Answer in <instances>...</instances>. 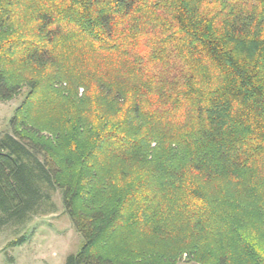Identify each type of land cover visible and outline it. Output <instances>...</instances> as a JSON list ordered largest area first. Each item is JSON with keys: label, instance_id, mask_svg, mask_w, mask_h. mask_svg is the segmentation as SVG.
I'll return each instance as SVG.
<instances>
[{"label": "trees", "instance_id": "1", "mask_svg": "<svg viewBox=\"0 0 264 264\" xmlns=\"http://www.w3.org/2000/svg\"><path fill=\"white\" fill-rule=\"evenodd\" d=\"M24 85L2 225L58 189L65 264H264V0H0V99Z\"/></svg>", "mask_w": 264, "mask_h": 264}, {"label": "rangeland", "instance_id": "2", "mask_svg": "<svg viewBox=\"0 0 264 264\" xmlns=\"http://www.w3.org/2000/svg\"><path fill=\"white\" fill-rule=\"evenodd\" d=\"M28 91L24 85L11 99H0V135L12 132V118ZM50 194L51 200L25 223H0V264H65L69 255L80 250L83 238L65 210L62 192L57 189ZM21 237L24 243L11 244ZM186 259L184 254L178 264H198Z\"/></svg>", "mask_w": 264, "mask_h": 264}]
</instances>
